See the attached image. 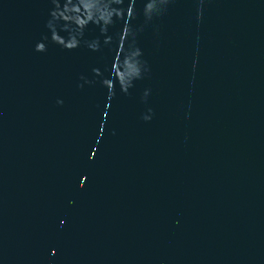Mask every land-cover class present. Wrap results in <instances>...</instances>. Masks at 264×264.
I'll return each mask as SVG.
<instances>
[{"label": "water", "instance_id": "1", "mask_svg": "<svg viewBox=\"0 0 264 264\" xmlns=\"http://www.w3.org/2000/svg\"><path fill=\"white\" fill-rule=\"evenodd\" d=\"M0 264H264V0H0Z\"/></svg>", "mask_w": 264, "mask_h": 264}]
</instances>
